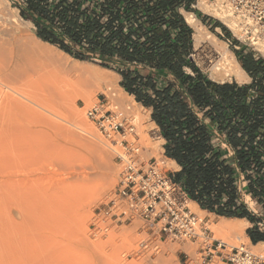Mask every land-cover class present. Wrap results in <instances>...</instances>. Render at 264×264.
I'll use <instances>...</instances> for the list:
<instances>
[{"label":"rangeland","instance_id":"rangeland-1","mask_svg":"<svg viewBox=\"0 0 264 264\" xmlns=\"http://www.w3.org/2000/svg\"><path fill=\"white\" fill-rule=\"evenodd\" d=\"M198 1L193 9L210 21L203 25L195 17L240 65L234 53L251 50L234 46L233 33L219 19L201 12ZM202 1L220 5V0ZM0 4V62L14 67L20 76L17 91L0 88V264H231L228 258L233 248L256 254L244 237L215 238L208 225L218 219L192 212L189 200V211L207 229L204 238L192 242L160 239L140 221L118 225L103 216L118 181L114 152L134 139L127 130L125 136L109 129L105 134L100 128L104 119L99 118L120 112L130 119L133 115L128 108L133 111V103L114 105L105 86H91L90 96L84 100L79 81L63 65L39 56L32 45L69 66L76 60L40 41L34 25L21 17L11 0H0ZM215 21L229 38L222 29H211ZM192 59L211 81L235 82L221 75L223 61L219 62L221 70L215 72L194 47ZM80 63L103 69L97 60ZM119 81L113 86L118 88ZM93 109L98 112L94 119L88 116ZM136 113L141 116L134 126L142 156L155 160L170 178L178 170L164 157L159 131L150 125V114L144 109L138 108ZM243 187L241 182V192ZM241 194L244 205L257 213L256 203ZM248 228L244 227V233ZM213 241H225L226 249L210 250L216 244Z\"/></svg>","mask_w":264,"mask_h":264},{"label":"trees","instance_id":"trees-1","mask_svg":"<svg viewBox=\"0 0 264 264\" xmlns=\"http://www.w3.org/2000/svg\"><path fill=\"white\" fill-rule=\"evenodd\" d=\"M11 1L40 41L76 61L97 60L120 77L119 87L150 111L164 157L179 167L170 179L189 201L216 217L246 220L251 244L264 242L263 59L234 53L248 85L203 74L180 13L207 25L210 19L193 9L196 0ZM217 28L230 37L215 21ZM240 182L257 213L244 205Z\"/></svg>","mask_w":264,"mask_h":264},{"label":"built area","instance_id":"built-area-1","mask_svg":"<svg viewBox=\"0 0 264 264\" xmlns=\"http://www.w3.org/2000/svg\"><path fill=\"white\" fill-rule=\"evenodd\" d=\"M220 7L226 12L227 19L237 26V34L231 32L238 46L248 48L257 58L264 60L256 50L258 44H264V0H220ZM96 115V109L88 113L92 119ZM104 117L103 114L99 119H104L100 122V128L105 134L107 129L117 133L121 131L123 136L125 130L133 132L136 121L133 116L128 119L116 112L111 118ZM105 122L110 125L105 127L102 125ZM124 124L127 125L126 129ZM131 134L135 137L134 142H125V145L121 144V150L114 152L119 169L118 181L113 198L102 210V215L118 225L140 221L147 231L153 234L156 232L164 240L192 242L198 237L204 238L207 232L205 224L189 211L185 194L167 177L155 160H145L142 156L143 148L138 144V136ZM213 242L216 243L215 246L213 247V243L209 249L213 248L215 253L226 249L224 243ZM210 250L206 257L210 256ZM228 262L264 264L243 247L231 249Z\"/></svg>","mask_w":264,"mask_h":264},{"label":"bare ground","instance_id":"bare-ground-1","mask_svg":"<svg viewBox=\"0 0 264 264\" xmlns=\"http://www.w3.org/2000/svg\"><path fill=\"white\" fill-rule=\"evenodd\" d=\"M217 5L215 4L207 5L206 2L199 0L197 3V8L201 12L211 15L212 17L216 19H219L230 31H232L234 34H237V29H236L237 26L235 22H233L230 19H227L228 16L226 12L223 11L220 5L218 6ZM0 9H1V4H0ZM182 16L184 18L185 23L193 31L192 33L193 47L195 50H197L200 57H202V60L208 63L210 67L212 68V70L215 72L216 71L219 72L221 70V68H219V65H220L219 62L223 61L225 64L223 63L224 66L222 68V74L220 73L222 76L227 77L229 80H234L237 84L247 83L249 80V77L244 72V70L241 68V66L232 58V55L229 53L226 47L215 36L211 35L210 33L206 31L204 26L195 17V15L191 13H184ZM254 45H257V44H254ZM32 47H33L34 52L36 51V53L39 56H42L45 59H48L52 62L63 65L64 66L63 68L65 69V71L69 75H72L75 79L79 81L78 87L80 89V95L82 96L84 100H87L88 97L90 96L89 88L91 86H97V87L105 86L108 92V96H110V101H112L114 105L115 104L123 105L124 103L128 101L130 103H133L132 104L133 111H130L131 109L128 108V111L130 112L129 115L131 116L133 115L136 120L135 122H138L141 116L138 113H136V109L138 110V108L140 109H144V108L141 105L137 104L134 101V99L128 94H126L123 91V89H121L119 86H117L118 88H116V86H113L114 82L116 80H119L120 78L116 73L103 71V69L102 70L92 69L89 66L85 65V63H80L78 61H73V65L69 66L65 63H62L59 60L60 58L59 59L54 58L52 57L53 55L50 56L46 52H42L40 50L38 51L39 48L34 47V45H32ZM256 50L264 58V44H258L256 47ZM59 53L63 55L62 52L59 51ZM19 79H20V76L19 74L16 73L14 67L0 62V88L6 89V90L10 89L11 91H17L18 89L17 85H19V82H20ZM144 111H146L147 115L150 114L149 110L144 109ZM150 125L156 131H158L157 126L151 120H150ZM135 132L136 130L134 126L133 132L128 133L130 135V138H133V139L135 138L131 134ZM158 137H159L158 140L160 141V143L163 144L164 140L162 139V137H160L159 135ZM167 161H169L171 166L175 167L177 170L179 169V167L176 165L174 161H171L168 159ZM186 204H188V201H186ZM188 207L190 208L192 212L194 211L197 214L199 213L201 216L207 215V213L201 211L195 203H192L189 201ZM210 216L215 218V215L213 216L210 214ZM247 225H248V222L246 220L219 218L216 222L209 223L208 228L211 231V233L215 235V238L225 240L227 239V237L230 238L232 236H235L237 240H242V238L244 237V239L247 241V237L244 233V227ZM223 242L225 243V241ZM252 249L254 253H256L253 256L256 255L255 257L258 256L257 258H259L260 260L262 259L264 261V242L259 243L257 246H252Z\"/></svg>","mask_w":264,"mask_h":264},{"label":"crops","instance_id":"crops-1","mask_svg":"<svg viewBox=\"0 0 264 264\" xmlns=\"http://www.w3.org/2000/svg\"><path fill=\"white\" fill-rule=\"evenodd\" d=\"M250 82H251V79L249 78V81L247 82V83H244V84H241V85H248V84H250ZM240 85V86H241ZM221 146H223L224 148H226L227 149V151H228V155L226 156V157H229L230 155H231V151H230V149H228L225 145H221ZM178 171H179V169H178ZM241 183V182H240ZM239 183V184H240ZM240 190V189H239ZM247 196V195H246ZM249 197V196H248ZM250 198V197H249ZM191 202V201H190ZM198 207V206H197ZM202 211V210H201ZM203 212H205V211H203ZM207 213V212H206ZM209 213H207V215H208ZM208 216H210V214L208 215ZM214 216V215H213ZM215 218H217V219H219L220 217H216L215 216ZM236 220H239V219H236ZM214 222H216V221H214ZM248 226H249V228H250V224L248 223ZM246 235V234H245ZM247 237V236H246ZM247 239H248V241H249V243L251 244V242H250V240H249V238L247 237ZM252 245V244H251ZM258 245V244H257ZM257 245H255V246H257ZM253 246V245H252Z\"/></svg>","mask_w":264,"mask_h":264}]
</instances>
